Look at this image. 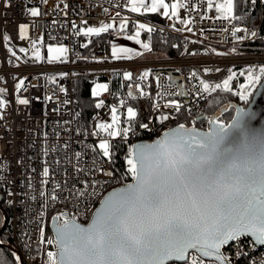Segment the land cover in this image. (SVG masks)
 I'll list each match as a JSON object with an SVG mask.
<instances>
[{
	"label": "built area",
	"instance_id": "obj_1",
	"mask_svg": "<svg viewBox=\"0 0 264 264\" xmlns=\"http://www.w3.org/2000/svg\"><path fill=\"white\" fill-rule=\"evenodd\" d=\"M127 4L128 0H0V89L5 90L0 98L6 101L0 110V202L9 210L11 245L22 264H46L47 252L55 251L41 243L40 233L43 228L45 241L53 237V217L63 212L81 223L88 221L106 192L132 181L127 156L134 142L158 139L182 113L187 126H196L211 93L201 91V80L214 86L229 76L232 82L245 70L264 68V0H245L244 13L229 19L218 17L208 0H181L179 14L188 21V31L157 21L145 22L142 31L177 37L183 44L180 56L117 60L111 56L110 40L104 38L108 31L96 35L86 30L113 20L112 13H124ZM32 8L40 15L31 16ZM129 20L128 26L137 18ZM235 28L241 31L233 35ZM33 42L42 57L39 61ZM49 45L67 49L65 63H47ZM171 70L182 77V92L171 83L167 74ZM125 72L132 78L125 80ZM21 79L25 84L18 95L29 100L27 105L17 99ZM77 82L90 86L94 105L89 116L77 108ZM105 84L107 91L97 87ZM129 107L136 118L124 137ZM113 108L118 119L112 130L121 131L115 137L96 127L113 123ZM162 116L169 119L161 120ZM102 140L110 145L111 159L97 147ZM223 252L228 264H264V246L247 237L233 241Z\"/></svg>",
	"mask_w": 264,
	"mask_h": 264
},
{
	"label": "snow or ice",
	"instance_id": "obj_2",
	"mask_svg": "<svg viewBox=\"0 0 264 264\" xmlns=\"http://www.w3.org/2000/svg\"><path fill=\"white\" fill-rule=\"evenodd\" d=\"M129 2L134 12L141 9L156 12L162 8L164 14H168L165 0ZM233 7V0H222L216 4V11L224 19H229L233 18ZM176 8L177 5L173 4V16ZM30 15L36 17L40 12L32 8ZM110 27L112 25L108 24L88 28L86 34L99 35ZM240 31L235 28L233 35ZM4 40H8L7 35ZM31 46L35 61L41 60L35 42ZM142 47L151 51L148 44H142ZM20 51L26 50L21 48ZM117 51L113 49V56L119 58ZM53 52L57 54L53 55ZM65 52L67 49L63 47H49L48 62L61 61ZM260 73L264 76V68ZM147 75V72L143 73L144 77ZM192 75L195 77L196 73ZM131 78V73H124L125 80ZM231 79L229 76L223 81L225 91L230 90ZM260 82L261 76L249 73L250 87L254 88ZM200 83L202 92H214L222 87L220 84L209 85L203 80ZM24 84V79L19 80L16 92L18 102L27 105L29 100L20 99L18 95ZM97 87L107 91L106 84ZM4 92L0 89V97ZM97 94L93 89V95ZM239 95L247 103L252 92L242 91ZM172 103L176 111H180L181 106ZM5 104L6 101L0 98V110ZM102 104V101L98 103L97 108ZM112 113V124H97L96 127L115 137L121 131L118 127L112 130L117 125V109L113 108ZM127 114L129 127L122 130L124 137L136 118L131 107ZM246 116L249 113L237 108L236 116L228 124L218 117L209 118L207 132L180 123L164 132L154 143L133 146L127 156V171L133 183L106 196L86 227L77 223L75 216L69 218L67 213L61 212L53 217L52 238L45 241L44 230L40 229L41 243L46 242L56 249L47 252L46 264H169L170 261H184L189 249H195L201 257L193 258L190 264H205L202 259L205 257L214 258L218 264H228L221 248L230 241H239L250 235L256 242L264 244V131L251 130L245 122ZM140 127L147 128L148 125L141 124ZM97 147L103 157L111 159L110 145L106 140ZM100 171L104 170L101 168ZM43 175H48L47 168ZM52 200H56L55 195ZM16 264H22L20 257H16Z\"/></svg>",
	"mask_w": 264,
	"mask_h": 264
},
{
	"label": "trees",
	"instance_id": "obj_3",
	"mask_svg": "<svg viewBox=\"0 0 264 264\" xmlns=\"http://www.w3.org/2000/svg\"><path fill=\"white\" fill-rule=\"evenodd\" d=\"M233 2H234V13L237 15L243 14L245 10V0H233ZM263 18H264V13H263ZM157 22H161V21H157ZM262 30L264 29L262 28ZM126 32L127 34H131L134 32V30L133 28H129ZM112 36H113L112 32H107L104 35V38L109 41L111 40ZM141 36L143 41L148 42V45L151 49V51L149 52L152 54V57L163 56L167 58H176L180 56L181 53L183 52V44L175 36L172 35L160 36L158 33L147 34L142 32H141ZM142 57L149 58L147 55ZM246 73L247 70H245L244 73L242 74L237 73L236 78L231 82L232 86L235 87L236 82L238 83L243 82L244 75ZM77 83H78L77 84L78 87L75 96L77 102V108L83 115L89 116L93 112V105H94V100L91 97L90 86L85 82H77ZM254 90L252 91V94ZM251 97L252 95L248 97V102L245 103V101H241L239 95L237 93H234L232 90L225 91L223 89H216V91L211 92L207 97V99L205 100L202 115L210 116L213 113H215L218 109L231 102L240 104L243 107H245L251 100ZM137 104L138 102L136 100H132V105L137 106ZM233 112H234L233 107L227 108L221 114L219 120L223 121L224 123H227L231 119ZM180 123H183L186 126L189 125L188 119L186 115L183 113L181 114V118L174 124V126ZM196 126L202 129H207L208 124L204 120L197 122ZM123 172L124 171L122 169V171H120V176H122V178L125 174ZM129 181L130 179L128 180V182ZM87 222L88 221H85L83 223H87ZM0 264H16V256L12 249L11 237L9 231V210L5 207V205L2 202H0ZM171 264H177V263H171ZM211 264H215V263H211Z\"/></svg>",
	"mask_w": 264,
	"mask_h": 264
},
{
	"label": "water",
	"instance_id": "obj_4",
	"mask_svg": "<svg viewBox=\"0 0 264 264\" xmlns=\"http://www.w3.org/2000/svg\"><path fill=\"white\" fill-rule=\"evenodd\" d=\"M177 73H178V71H174V70L167 71V74L170 76L171 83L177 85L179 87L180 92H182V83L180 82L182 80V77L179 76ZM229 107H233L234 112H233V115H232L231 119L227 123H225V124H228V123H230L232 121L233 117L236 116V109L237 108H240V109H243L245 112L249 113V116H246L245 117V122L247 123L248 127L251 130H254L256 132H262V131H264V76L261 78L260 84H258L257 87L255 88V90H254V92L252 94L251 100L249 101V103L245 107H243L240 104H236V103H232L231 102V103H228V104L224 105L223 107H221L220 109H218L215 113H213L210 116H205V115L199 116L196 121L197 122H200V121H204L205 120L207 122V124H208L207 129H202V128H199V127H197L195 125H192V126H186L185 125V126L186 127H189V128L195 127L199 131L207 132L209 130V128H210L209 118H216V117L219 118L221 116V114L227 108H229ZM176 127H178V125L173 126V127L169 128V129L165 130L164 132H167V131H169L171 129H174ZM163 133L160 135L159 138L162 137ZM156 140L157 139H154V140H141V141H136V142H134L132 144V147L131 148H133V146L139 145V144H150V143H154ZM131 183H133V180L130 183H128V184H131ZM128 184L115 187V188L109 190L108 192H106L103 195V197L100 199V201L98 202V204L95 207L94 211L92 212V214H91L88 222L87 223H81V222H79V221L76 220L77 223H79L82 226H85L86 227L88 225V223L91 222V219H92V216H93L94 212L98 208H100L101 201L106 196H108L111 192H113L114 190L123 188V187H125ZM50 230H51V233H52V236H53L54 235V222H53V220H52V222L50 224ZM243 237H247L248 239H250L258 247H263L264 246V244H260V243L256 242L254 240V238L251 237L250 235L249 236H243ZM232 242L233 241H230L229 244L232 243ZM229 244L222 246L221 253L223 255H224V252H223L224 248H226L227 246H229ZM191 253H194L196 256H198V258H201V257H199V253L195 249H189L188 255H187V257H186V259L184 261H170L169 264L170 263L184 264V263L187 262L188 257H189V255ZM202 259H204V261H207V262H213V263L218 264V262H216L214 260V258H206L205 257V258H202Z\"/></svg>",
	"mask_w": 264,
	"mask_h": 264
},
{
	"label": "crops",
	"instance_id": "obj_5",
	"mask_svg": "<svg viewBox=\"0 0 264 264\" xmlns=\"http://www.w3.org/2000/svg\"><path fill=\"white\" fill-rule=\"evenodd\" d=\"M146 2H150V0H146ZM165 3L168 5V14L167 15L164 14V10L162 8L158 9V11H156V12L146 11L144 9H141L140 11H136V12L131 11V8L133 7V5L129 2V0H128V4H127V9L124 13H120V12H113L112 13V17H114V19L106 22V23L112 25V27L108 28L106 31L113 33V36H112L111 40L109 41L111 56L113 59L116 58L113 56V52L111 49V43H112L114 35L116 34L117 35L116 37L127 39V37H124V35H122L120 33L126 32V30L130 27L133 28V30H134V32L131 33V35H132L135 33V31H138V32L144 31V29H145L144 23L145 22L157 20V21H161V23H163L164 25H166L172 29H175V30H181L182 29L183 26H176V24H175V20L179 16V9H180V5H181V0H165ZM173 4H176V5L178 4V6L176 8V15L175 16H173L171 14ZM130 17H136L137 21H136V23H130L131 25L128 26V22H130V20H129ZM139 25H144V27L140 28ZM119 49L120 48H118L117 56L120 58H117V60H127V59H131V58L145 56L146 53L148 52L147 50L144 49L140 52H137L138 54H136V52H133V54L123 55L122 54L123 52L119 51Z\"/></svg>",
	"mask_w": 264,
	"mask_h": 264
},
{
	"label": "rangeland",
	"instance_id": "obj_6",
	"mask_svg": "<svg viewBox=\"0 0 264 264\" xmlns=\"http://www.w3.org/2000/svg\"><path fill=\"white\" fill-rule=\"evenodd\" d=\"M208 2H209V0H208ZM211 2H212V4L215 6V9H216V4L217 3H221L222 2V0H211ZM234 3V2H233ZM179 4V3H178ZM178 4H177V6H178ZM217 12V11H216ZM233 14H234V7H233V13H232V16H233ZM217 16L218 17H221V18H223L222 16H221V14L220 13H218L217 12ZM175 24H176V26H183V30L184 31H188L189 30V23H188V21H186L185 19H183L181 16H180V14H179V16H178V18L175 20ZM103 25H108V23H104ZM103 25H101V26H99V27H94V28H100V27H102ZM138 31H135V33L134 34H127V32H122V33H120V34H122V35H124V37H127V39H124V38H119V37H116L117 35L115 34L114 35V37H113V40H112V43H111V49H112V52H113V49L115 48V49H117L118 50V48H120L119 50H121V49H127V50H130V51H122L123 53V55H125V54H127V55H129V54H133V52H136V54H138L137 52H140V51H142V50H144V48L142 47V44H148V42H146V41H143V39H142V36H141V32H139V36L137 37L136 36V33H137ZM121 36V35H120ZM139 41V42H138ZM49 47H51V48H53V49H56V48H59V47H63V48H65L64 46H46V48H45V52H46V60H47V63H49L48 62V59H47V57H48V49H49ZM57 53H55V52H53V55H56ZM146 55L149 57V58H152V54L148 51L147 53H146ZM65 57H66V52L63 54V56L61 57V61H53L51 64H63V63H65ZM120 58V57H119ZM115 59H117V58H115ZM144 72H147V70H145ZM249 73H251L253 76H261V78L263 77L262 75H261V73H260V69L259 70H254V71H247V73L244 75V81L243 82H241V83H238V82H236V84H235V87L234 86H232V83L229 81V84H228V88L230 89V90H232L234 93H237L238 95H239V93H241L242 91H248V90H250L251 92L257 87V85H255V87L254 88H252V87H250L249 86ZM226 79H228V77L227 78H225L224 80H226ZM224 80H222V81H220V82H215L214 83V85H216V84H220L222 87L221 88H218V89H223V81ZM242 86H244V87H242ZM233 87H234V89H233ZM224 90V89H223ZM229 90V91H230ZM239 98H240V95H239ZM241 100V99H240ZM241 101H243V100H241ZM193 258H198V256H196L194 253H191L190 255H189V260H188V262L190 263V261L193 259ZM216 264V263H215Z\"/></svg>",
	"mask_w": 264,
	"mask_h": 264
},
{
	"label": "flooded vegetation",
	"instance_id": "obj_7",
	"mask_svg": "<svg viewBox=\"0 0 264 264\" xmlns=\"http://www.w3.org/2000/svg\"><path fill=\"white\" fill-rule=\"evenodd\" d=\"M188 260H189V257H188ZM188 260H187V262H188ZM171 264V263H170Z\"/></svg>",
	"mask_w": 264,
	"mask_h": 264
}]
</instances>
